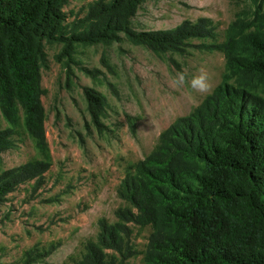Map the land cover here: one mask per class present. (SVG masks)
I'll return each mask as SVG.
<instances>
[{
  "label": "trees",
  "instance_id": "16d2710c",
  "mask_svg": "<svg viewBox=\"0 0 264 264\" xmlns=\"http://www.w3.org/2000/svg\"><path fill=\"white\" fill-rule=\"evenodd\" d=\"M69 1L0 0V113L8 124L0 129V152L21 111L40 155L0 170V205L24 182L37 190L52 163L41 101L46 44H61L55 58L65 67L76 45H107L120 34L155 54L217 48L225 59L222 81L127 168L117 188L126 205L115 211L117 221L99 219L96 239L73 264H125L135 253L126 223L150 225L142 264H264V0H250L217 44L191 42L215 37L208 17L136 31L131 17L144 0H93L81 17L66 21ZM83 94L101 130L106 98L91 87ZM26 255L23 264L30 263Z\"/></svg>",
  "mask_w": 264,
  "mask_h": 264
},
{
  "label": "rangeland",
  "instance_id": "374dc122",
  "mask_svg": "<svg viewBox=\"0 0 264 264\" xmlns=\"http://www.w3.org/2000/svg\"><path fill=\"white\" fill-rule=\"evenodd\" d=\"M93 0H70L66 21L81 17ZM250 0H144L131 17L136 31L172 28L204 16L215 25L217 44L228 24L250 7ZM110 44L76 45L65 67L55 54L61 44H46L48 68L41 69L44 128L51 166L41 185L20 184L0 205V263L73 264L96 239L99 219L117 221L126 205L117 188L127 168L148 154L159 133L190 113L222 81L225 59L217 48L187 47L182 53L155 54L123 34ZM67 75L69 84L66 83ZM182 77V78H181ZM203 77L205 87L193 81ZM83 87L106 98L103 128L86 109ZM128 116H132L134 130ZM0 113V129L7 127ZM10 145L0 152V170L40 157L19 111ZM135 253L125 264H142L149 224L126 223Z\"/></svg>",
  "mask_w": 264,
  "mask_h": 264
},
{
  "label": "clouds",
  "instance_id": "9594fccd",
  "mask_svg": "<svg viewBox=\"0 0 264 264\" xmlns=\"http://www.w3.org/2000/svg\"><path fill=\"white\" fill-rule=\"evenodd\" d=\"M182 78V77H181ZM203 77L197 78L193 81L194 84L200 85L201 87H205V85L202 83Z\"/></svg>",
  "mask_w": 264,
  "mask_h": 264
}]
</instances>
